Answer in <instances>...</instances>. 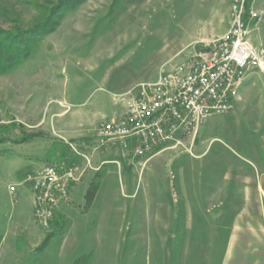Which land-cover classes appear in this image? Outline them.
<instances>
[{
    "label": "rangeland",
    "instance_id": "1",
    "mask_svg": "<svg viewBox=\"0 0 264 264\" xmlns=\"http://www.w3.org/2000/svg\"><path fill=\"white\" fill-rule=\"evenodd\" d=\"M242 1L250 38L264 56V0H0V32L30 30L47 18L57 22L49 34L34 33L40 40L28 59L0 73V264H74L85 258L86 264H264V209L259 226H251L259 233H245L251 240L237 241L235 255L227 258L222 230L223 240H209L208 225L163 240L161 233L121 225L114 216L99 223L85 201L60 206L43 228L29 186L22 184L46 164L64 161L62 134L72 124L61 125L60 116H74L98 93L127 103L130 89L154 81L180 52L226 32L233 5ZM240 92L234 110L208 118L174 150L178 162L202 163L205 182L227 169H264V66L246 75Z\"/></svg>",
    "mask_w": 264,
    "mask_h": 264
},
{
    "label": "crops",
    "instance_id": "2",
    "mask_svg": "<svg viewBox=\"0 0 264 264\" xmlns=\"http://www.w3.org/2000/svg\"><path fill=\"white\" fill-rule=\"evenodd\" d=\"M176 43L173 47L166 45L165 49L176 47ZM126 111L127 103L121 97L98 93L82 109L73 111L74 116L59 117L61 125L71 123L72 130L62 134L65 142L59 151L64 161L50 164L76 166L82 171L81 179L70 189L69 205L59 210L73 203H84L90 184L99 173V186L89 208V214L99 223L106 215L114 216L120 218L121 225H142L151 234L161 233L163 240H176V234L197 232V226L208 225L211 226L209 240H223L220 230L226 232L225 256L233 257L237 241L251 240L250 236L244 237L245 233H259L257 227L251 226H259L260 210L264 209V169H227L213 182H205L206 169L201 162H196L199 160H174L175 148L185 145L186 138L163 147L144 162L134 158L130 150L96 149L97 124L119 120ZM36 137L43 136L31 138ZM31 138L20 143H27ZM111 199L115 203L111 207L106 205L112 208L106 214L104 204ZM226 217L231 218L229 222L225 221ZM247 250L250 254V249Z\"/></svg>",
    "mask_w": 264,
    "mask_h": 264
},
{
    "label": "built area",
    "instance_id": "3",
    "mask_svg": "<svg viewBox=\"0 0 264 264\" xmlns=\"http://www.w3.org/2000/svg\"><path fill=\"white\" fill-rule=\"evenodd\" d=\"M243 4L233 5L226 32L186 48L178 61L161 66L156 80L130 89L123 118L95 128V148L130 150L134 158L147 160L160 148L194 136L208 118L234 110L246 75L264 66L263 53L250 38ZM81 176L74 166L46 164L25 177L22 184L29 186L34 215L43 228L68 203L70 189ZM9 191L15 193L16 187Z\"/></svg>",
    "mask_w": 264,
    "mask_h": 264
},
{
    "label": "trees",
    "instance_id": "4",
    "mask_svg": "<svg viewBox=\"0 0 264 264\" xmlns=\"http://www.w3.org/2000/svg\"><path fill=\"white\" fill-rule=\"evenodd\" d=\"M57 27V22H52L50 18H47L39 25L33 27L30 30H17L13 33L0 32V73H6L13 69L17 64L25 61L30 56L32 46L37 44L40 37H35V32L49 34L53 32ZM3 139L1 142H6ZM100 174L97 173L94 180L90 184V187L85 195V204L90 206L96 195L98 189V179ZM88 258L83 260H76L74 264H86ZM84 261V263H81Z\"/></svg>",
    "mask_w": 264,
    "mask_h": 264
}]
</instances>
